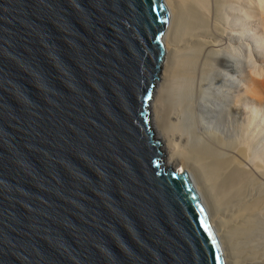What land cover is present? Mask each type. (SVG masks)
Masks as SVG:
<instances>
[{
  "label": "water",
  "instance_id": "water-1",
  "mask_svg": "<svg viewBox=\"0 0 264 264\" xmlns=\"http://www.w3.org/2000/svg\"><path fill=\"white\" fill-rule=\"evenodd\" d=\"M165 0H0V264H226L148 104Z\"/></svg>",
  "mask_w": 264,
  "mask_h": 264
},
{
  "label": "bare ground",
  "instance_id": "bare-ground-1",
  "mask_svg": "<svg viewBox=\"0 0 264 264\" xmlns=\"http://www.w3.org/2000/svg\"><path fill=\"white\" fill-rule=\"evenodd\" d=\"M165 2L148 104L164 166L190 174L226 264H264V0Z\"/></svg>",
  "mask_w": 264,
  "mask_h": 264
},
{
  "label": "rangeland",
  "instance_id": "rangeland-1",
  "mask_svg": "<svg viewBox=\"0 0 264 264\" xmlns=\"http://www.w3.org/2000/svg\"><path fill=\"white\" fill-rule=\"evenodd\" d=\"M261 53V52H260ZM263 63H264V61H263ZM240 85V82H237V86H239ZM256 102V101H255ZM257 105H259V104H257ZM264 105V104H263ZM246 106H248L249 108H253L254 106H256L255 105V103L254 102H252V101H248L247 102V105ZM218 107L220 108L221 107V103L219 104V102H218ZM228 111H230V110H228ZM151 113V112H150ZM260 113H261V115H260V118L259 119H262L263 120V118H264V106L260 109ZM231 120H234V121H238V120H242V118H241V116H239V115H237V114H231ZM161 141V140H160ZM166 157V155L164 156L163 155V161H164V165H165V160H164V158ZM167 167V166H166ZM167 168H169V167H167Z\"/></svg>",
  "mask_w": 264,
  "mask_h": 264
}]
</instances>
